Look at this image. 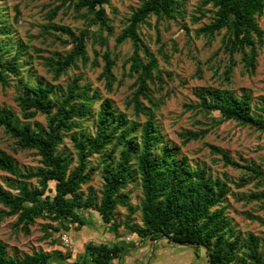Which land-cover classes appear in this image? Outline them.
Instances as JSON below:
<instances>
[{
  "label": "rangeland",
  "instance_id": "1",
  "mask_svg": "<svg viewBox=\"0 0 264 264\" xmlns=\"http://www.w3.org/2000/svg\"><path fill=\"white\" fill-rule=\"evenodd\" d=\"M144 1L110 0L104 7L107 30L92 25L88 18H84L85 10L77 13L72 5L62 6L56 0H0L3 61L11 60L19 53V76H9L7 86H0V111L10 110L20 126L45 128V115L37 113L34 118L26 119L22 114L17 98L24 94L25 86L33 89L41 82L51 88L50 98L56 99L61 98L67 86L78 79L79 85L89 87V95L97 92L100 100L109 99L115 115H123L126 123L141 125L147 116H136L129 103L135 91V79L128 75L132 44L126 41L116 45L115 40L127 26L131 14ZM178 1L179 7L173 18L157 20L151 17L139 28L142 43L156 58L159 67L160 77L149 83L151 102L142 100L143 106L155 116L158 130L155 156L178 149L175 153L178 163L185 162L192 172L204 171L212 182L219 180L225 183L227 196L217 208L225 209L228 230L233 237L242 239L253 235L264 257V177L256 174H264V134L224 120L218 111L204 112L199 107L198 98L203 95L211 102L247 94L252 114L260 116L258 109L264 100V13L257 19L263 32L262 45L258 48L254 69L248 70L240 54L230 56L224 51V30L212 37L199 33L214 18L215 10L211 5H203L204 0ZM54 12V17L50 19ZM61 29H68L75 36L80 32L87 33V62L79 61L76 67H70L55 77L49 61H55L57 56L66 57L74 47L72 40ZM105 53L113 62L114 81L110 92L101 77ZM98 109L99 102H96L92 113L76 120L77 126L62 136L57 154L69 158L70 170L77 165L72 137L94 135ZM190 133L202 135L185 143ZM211 147L226 153L237 168L225 165L221 155L213 153ZM0 151L11 156L21 171H35L41 166L40 157L34 150H20L16 141L3 129H0ZM108 152L109 149L88 159L86 170L92 175L90 182L83 185L79 192L83 200L88 196L100 200L102 167ZM114 159H118V152ZM15 181L10 175L0 172V186L13 194H16ZM27 185L31 189L38 188L35 180L27 182ZM49 189L52 195L53 183L49 184ZM251 196L257 198L250 199ZM120 197L124 202L114 211L110 224H104L96 211L87 210L79 212L83 227L72 222L60 225L39 219L30 227L29 234L24 235L15 227L16 217L5 218L0 222V244L5 246L9 258L21 259L33 253H43L50 257L53 264L80 263L87 252V245L99 244L131 247L126 257L128 264H189L195 261L197 254L194 248L167 245L166 242L154 244L150 240L138 239L127 229V225H142L140 205L143 193L140 176L135 169ZM0 210H4L1 205ZM64 237L67 241L63 240ZM238 258L234 264L238 263Z\"/></svg>",
  "mask_w": 264,
  "mask_h": 264
},
{
  "label": "trees",
  "instance_id": "2",
  "mask_svg": "<svg viewBox=\"0 0 264 264\" xmlns=\"http://www.w3.org/2000/svg\"><path fill=\"white\" fill-rule=\"evenodd\" d=\"M62 6L72 5L79 13L85 10L83 17L92 25L107 30L104 7L110 0H56ZM203 5H211L213 20L200 30V34L214 36L225 31L223 49L230 56L241 55V61L248 70L255 67L258 48L262 45L263 32L257 19L264 13V0H204ZM179 7L178 0H145L134 11L127 26L116 38V45L130 41L133 48L129 59V77L134 78L135 91L129 103L136 116L144 114L146 120L138 123H126L123 115H115L109 99L100 100L99 94L89 95V87L79 85L73 80L61 98L51 99V88L41 82L17 98L18 105L26 119H32L37 113L45 115L46 127L20 126L14 120L10 110L0 111V129L16 141L20 150H34L40 157L41 166L35 171H21L11 156L0 151V172L6 173L16 181V194L0 186V222L5 218L16 217L15 227L28 235L36 220L44 219L60 225L72 222L83 227L79 212L94 210L104 224H110L116 208L123 204L120 192L131 178L133 169L139 174L143 193L141 208V226L127 225L138 239L168 242L182 246L203 247L208 253L209 264H264L259 252L258 240L253 235L245 239L234 236L228 230L224 208H217L227 196L226 184L210 181L204 171L192 172L185 162L178 163L175 153H163L155 156L158 130L153 112L146 109L142 100L149 99V83L159 76L156 58L142 43L139 28L151 17L157 20L171 19ZM55 12L50 17L52 19ZM0 24L1 21H0ZM5 25V24H4ZM73 42V50L66 57L57 56L49 61V67L55 77H59L77 62L86 63L85 43L87 33L75 36L68 29H61ZM10 32V30H9ZM3 33H0V35ZM7 35V31L5 32ZM4 46L0 43V86L6 87L9 76H19V53L11 60L3 61ZM141 54L143 56H141ZM104 69L101 77L106 81L108 92L114 81L113 62L107 53L103 55ZM97 66V63H94ZM200 109L206 113L218 111L222 119L231 120L241 126H247L264 134V100L259 108L260 116L252 114L250 96L240 98L228 96L225 100L208 101L198 96ZM99 102L96 113V125L93 136L72 137L77 153V165L70 170L71 161L57 154V148L64 134L70 133L81 120L92 113V106ZM54 110V111H53ZM139 132V135H138ZM138 135V138H136ZM202 134L190 133L185 139L196 140ZM109 149L105 155L102 169L101 198L87 197L83 200L80 192L83 185L91 180V171H87L88 159ZM213 153L220 154L224 164L237 165L226 153L211 147ZM118 152V159H114ZM258 176L264 174L256 173ZM35 180L38 188H29L27 182ZM20 182L21 184H18ZM53 183V190L49 184ZM48 192V194H46ZM257 197L251 196L250 199ZM233 239V241H231ZM124 246L113 244L87 245L82 261L68 264H111L124 251ZM242 250H244L242 252ZM0 264H53L50 257L43 253H33L21 259L9 258L5 246L0 244Z\"/></svg>",
  "mask_w": 264,
  "mask_h": 264
},
{
  "label": "crops",
  "instance_id": "3",
  "mask_svg": "<svg viewBox=\"0 0 264 264\" xmlns=\"http://www.w3.org/2000/svg\"><path fill=\"white\" fill-rule=\"evenodd\" d=\"M165 243L167 245H176V244H173V243H167L168 241L166 239H160V240H157V241H153L154 244L156 243ZM113 245V244H112ZM119 245H122V244H119ZM108 246H111V245H108ZM124 246V251L120 254L119 258L117 260H114L111 262V264H115V262H118V264H128V261L129 259H127L126 257H128L127 254H129V250L131 247H129L128 245H122ZM178 246H182V245H178ZM182 247H186V248H194V250H196V256H195V261H190L189 264H203V263H208V253L207 251L203 248V247H196V246H189V245H186V246H182ZM144 250V248L142 249ZM125 259V260H123ZM181 264V263H180Z\"/></svg>",
  "mask_w": 264,
  "mask_h": 264
},
{
  "label": "built area",
  "instance_id": "4",
  "mask_svg": "<svg viewBox=\"0 0 264 264\" xmlns=\"http://www.w3.org/2000/svg\"><path fill=\"white\" fill-rule=\"evenodd\" d=\"M63 240L67 241V239L64 237Z\"/></svg>",
  "mask_w": 264,
  "mask_h": 264
}]
</instances>
